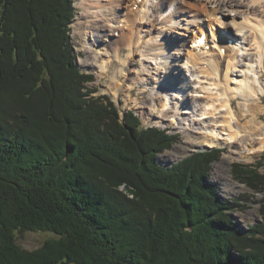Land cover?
Returning <instances> with one entry per match:
<instances>
[{
    "label": "trees",
    "instance_id": "obj_1",
    "mask_svg": "<svg viewBox=\"0 0 264 264\" xmlns=\"http://www.w3.org/2000/svg\"><path fill=\"white\" fill-rule=\"evenodd\" d=\"M74 10L0 0V264H264V154L232 164L262 194L261 219L239 231L230 211L244 205L207 182L221 149L161 166L174 135L130 109L122 123L107 93L92 95L70 49ZM16 229L59 237L29 251Z\"/></svg>",
    "mask_w": 264,
    "mask_h": 264
},
{
    "label": "bare ground",
    "instance_id": "obj_2",
    "mask_svg": "<svg viewBox=\"0 0 264 264\" xmlns=\"http://www.w3.org/2000/svg\"><path fill=\"white\" fill-rule=\"evenodd\" d=\"M198 1L204 2L201 8L196 0L176 3L175 0H155L153 3H148V0H82L80 7L83 11L74 28L78 32L88 29L91 43L82 64L90 69L93 61L102 70L108 68L117 92L121 89L118 80L123 83L133 79L128 67L135 54L149 58L159 55L168 57L170 61L158 62V66L155 62L159 73L162 69L164 72L172 70L173 63L179 66L180 62L176 61L180 60L187 64L186 68L191 67V75L196 76L195 79L186 76L183 72L185 67L180 65L181 70L176 73L187 83H175L169 79L166 83L160 82L162 87L143 104V110L148 109L147 115H154L159 105H166L162 99L166 95L162 91L184 89V93L175 95V98L182 102L183 107L190 105L189 110L184 112L188 113L192 124L199 123L208 128L200 133L204 144H217L223 138L220 136L223 129L227 130L229 141L244 150L257 138L263 146L264 137L259 135L264 133V125L258 119L263 111L259 102L264 99V86L259 80V69L264 68V0ZM167 5H174L173 10L163 15L161 11ZM219 14L222 19L217 18ZM212 15L213 20L204 17ZM225 17L229 19L224 21ZM204 29H209L210 35L207 49L194 44L198 33H203ZM190 32L193 40L189 43L185 35L190 36ZM228 38L234 39L236 44L227 45ZM101 53L112 54L114 61L122 58L113 66L114 62L100 56ZM129 89V92L134 91V88ZM140 94L143 95V92ZM236 99L245 100L243 107L236 109L233 106ZM253 100L255 102H251ZM170 109L174 114L179 111ZM241 111L245 114H240ZM168 112L169 109H166L161 117ZM249 114L252 118L239 126L240 120ZM186 132L191 136L197 131L188 128ZM242 132L244 134L239 136Z\"/></svg>",
    "mask_w": 264,
    "mask_h": 264
},
{
    "label": "rangeland",
    "instance_id": "obj_3",
    "mask_svg": "<svg viewBox=\"0 0 264 264\" xmlns=\"http://www.w3.org/2000/svg\"><path fill=\"white\" fill-rule=\"evenodd\" d=\"M180 0H175L174 3L178 2ZM198 6L201 8L203 1H198ZM82 0H73V6L75 8V15L74 19L71 22L70 29H68V38L70 39V49L72 52L73 57L75 58V64L76 66L83 72L92 73L94 76L93 81L86 83L89 87L93 89L92 95H100V94H106L109 95L112 100L116 103L119 111H120V119L122 123H124V116H122V113L125 110H132L140 119V124L142 126H154L159 127L161 129H166L170 134H173L175 137V142H173L169 147L163 149L162 152H158L156 156V162H158L159 165L164 167H170L172 163L177 162L179 159H182L183 157L196 152L200 150H208L212 148H219L222 150V153L218 156L217 159L213 160L211 162V168L209 170V173L207 175V182L211 183L216 186L217 192L222 200L230 199V198H239L238 202L240 204H243V207H236L230 211L232 221L237 226V229L239 231H244L248 228L250 223H254L261 219L260 211H259V200L262 197L261 193H256L250 190L247 186L240 183L239 180L237 181L232 173V164L233 163H240L244 165H251L254 166V164L258 161H260L261 156L264 154V142H259L260 140L257 138L255 139V142L249 146H247V149L244 150L240 145H236L233 142L229 141V137L227 136V130H221L220 136L223 137L221 140L217 142L214 146H207L204 144V140L200 138V133H204L205 130H208L205 126H201L199 123H191L190 117L188 116V113L184 112V110L188 111V107H183L182 102L175 98V95H182L184 93V89H168L165 91H162L163 95H166L165 99H163V102H166V105L164 106L159 105L158 109L156 110L154 115H147V108H144L143 110V104L145 103L146 99H152L153 92H156L157 89L162 87V83L159 86L160 82L163 81V83H166V81L172 80L175 81V83L182 81L186 82V80L179 74L176 73L177 70H181V66L183 65L185 68H183V72L186 73V76H189L191 79H195L196 76L191 75V67H187L185 63L180 62L179 66L177 64L173 63L172 70L164 72V69L158 72V70L155 68V62L158 66V62L163 61H170L168 57H163V55H159L155 58H149L147 56H142L140 54H135L132 58V66L131 64L128 67L129 75L131 77L133 73V79L129 81V79L126 82H121V80H118V85L121 87L120 90L115 92V87L112 85L113 79L111 71L107 69H100L94 62H91V68H85L82 64L83 58L86 56V52L88 49L91 48V43L88 39V29H82L81 31L75 30L74 26L75 23L79 21V17L82 14L83 9L80 7ZM155 0H148V3H153ZM174 5H167L162 13L163 15H167L168 13L172 12ZM184 12H182L183 14ZM209 17L210 20L214 19V15L212 16H204ZM202 16V18L204 19ZM219 19H222V15L218 16ZM217 17V18H218ZM81 18V17H80ZM229 18L225 17L224 21H227ZM227 25V29H230V26ZM222 31V30H221ZM223 32V31H222ZM175 33V32H174ZM190 36L185 35V38H189V43L192 41V33L190 32ZM224 34V32H223ZM176 35V34H175ZM174 39V38H173ZM191 39V40H190ZM102 52V51H101ZM124 56H126V53H122ZM100 56H103L104 58L109 59L110 61L114 62L113 66L118 63V61L122 58H118L115 61L113 59V55L110 53H101ZM152 61V62H151ZM163 65V64H162ZM131 66V68H130ZM160 70V69H159ZM260 76L259 80L262 84L261 86H264V68L259 69ZM188 77V79H189ZM131 82V83H130ZM131 85V86H130ZM129 87L134 88V91L129 92ZM143 92V95L140 93ZM173 93V95H171ZM173 97V98H172ZM256 101V99H255ZM254 100L251 102H255ZM245 102L244 99H236L234 100L233 106L236 109H239V107H243V103ZM257 102V101H256ZM188 104V103H187ZM259 104L263 107V111L261 112V116L259 117V121L262 125H264V99L263 101H260ZM145 105V104H144ZM176 109L178 112L175 114L172 113L171 109ZM166 109H169L168 114L161 117V113H164ZM148 110V109H147ZM146 112V113H145ZM237 113V112H236ZM245 114V112L241 111L240 114ZM174 114V115H172ZM244 117V116H243ZM252 118V116L249 114L246 118L240 120L239 126H241L247 119ZM256 121V120H255ZM219 123V122H216ZM140 125V126H141ZM222 128L221 124H219ZM194 129L197 131L195 134L189 136L186 132V130ZM130 131H132L130 129ZM244 134V132L240 133V135ZM199 136V137H198ZM264 137V133L259 135ZM258 137V136H257ZM228 139V140H227ZM194 143H196L194 145ZM203 143V144H202ZM262 146V147H261ZM263 148V149H262ZM257 166V164H256ZM258 171L261 173L263 172V166L256 167ZM123 185L119 186L120 191L126 192ZM247 194L250 193L254 194L250 196V199H245L242 197H239L241 194ZM129 197H133L132 194H128ZM15 238L14 242L17 246H19V249H25V250H36L44 244V242L51 238H58L59 236L55 234L54 232L50 230H25L22 231L20 229L15 230Z\"/></svg>",
    "mask_w": 264,
    "mask_h": 264
},
{
    "label": "water",
    "instance_id": "obj_4",
    "mask_svg": "<svg viewBox=\"0 0 264 264\" xmlns=\"http://www.w3.org/2000/svg\"><path fill=\"white\" fill-rule=\"evenodd\" d=\"M125 113H126V111H124V112L122 113V116H124V115H125Z\"/></svg>",
    "mask_w": 264,
    "mask_h": 264
}]
</instances>
